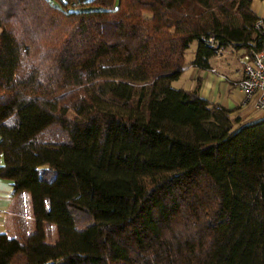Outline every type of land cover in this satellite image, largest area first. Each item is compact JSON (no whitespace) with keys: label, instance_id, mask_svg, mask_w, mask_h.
I'll list each match as a JSON object with an SVG mask.
<instances>
[{"label":"trees","instance_id":"trees-1","mask_svg":"<svg viewBox=\"0 0 264 264\" xmlns=\"http://www.w3.org/2000/svg\"><path fill=\"white\" fill-rule=\"evenodd\" d=\"M251 5L0 0V264H264V117L172 87L264 48Z\"/></svg>","mask_w":264,"mask_h":264},{"label":"crops","instance_id":"crops-1","mask_svg":"<svg viewBox=\"0 0 264 264\" xmlns=\"http://www.w3.org/2000/svg\"><path fill=\"white\" fill-rule=\"evenodd\" d=\"M251 9L257 17L264 19V0H252ZM244 54V49L225 48L210 59L208 69H200L193 65L194 54L191 61L186 62L184 71H191L190 91L199 87L202 98L226 107L232 111L231 116L233 118H239L241 122L249 123L263 118L264 112L246 105L244 95L238 89V84L244 76L240 61ZM3 165L4 158L0 155V167ZM13 202L12 181L0 178V234H13Z\"/></svg>","mask_w":264,"mask_h":264},{"label":"built area","instance_id":"built-area-1","mask_svg":"<svg viewBox=\"0 0 264 264\" xmlns=\"http://www.w3.org/2000/svg\"><path fill=\"white\" fill-rule=\"evenodd\" d=\"M256 28L264 34V22L260 19ZM243 79L238 89L243 93L245 104L264 112V48L241 57Z\"/></svg>","mask_w":264,"mask_h":264},{"label":"rangeland","instance_id":"rangeland-1","mask_svg":"<svg viewBox=\"0 0 264 264\" xmlns=\"http://www.w3.org/2000/svg\"><path fill=\"white\" fill-rule=\"evenodd\" d=\"M197 47H198L197 42H194L191 44L190 48L186 52V56H185L186 62L191 61V59L194 57ZM182 74L183 75L180 76L181 78L179 77L180 79L172 83V87L175 89L183 88V89L189 90L192 84L191 83V71L190 70L184 71Z\"/></svg>","mask_w":264,"mask_h":264}]
</instances>
